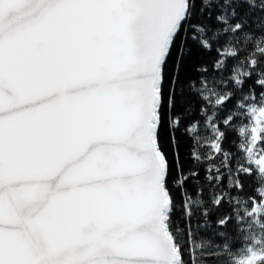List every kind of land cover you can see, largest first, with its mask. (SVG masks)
Wrapping results in <instances>:
<instances>
[{"label":"snow or ice","instance_id":"snow-or-ice-1","mask_svg":"<svg viewBox=\"0 0 264 264\" xmlns=\"http://www.w3.org/2000/svg\"><path fill=\"white\" fill-rule=\"evenodd\" d=\"M257 172L264 0H0V264H264Z\"/></svg>","mask_w":264,"mask_h":264},{"label":"trees","instance_id":"trees-1","mask_svg":"<svg viewBox=\"0 0 264 264\" xmlns=\"http://www.w3.org/2000/svg\"><path fill=\"white\" fill-rule=\"evenodd\" d=\"M230 139H232V137L230 136ZM192 141L185 137V138H182V141H181V149H180V153H181V159L183 160L184 159V156H185V153L187 151V147L189 144H191ZM226 147H228V143L226 142L225 144ZM187 163H190V162H186V166H187ZM201 177H203V169L201 168ZM244 184H245V189H244V193L245 195H248V196H251L252 194H258L261 190H264V183H261L259 180H258V172H257V175H249V176H246L244 177ZM205 196L207 197V189L205 190ZM177 200H179V196L176 197ZM242 211V208L239 209ZM228 211V208L227 206L221 208L219 210L218 213H215L213 214L212 216V220L215 221L216 217L218 215H221L223 213H226ZM234 211H236L234 209ZM179 217V213H176L175 216H174V219L178 218ZM203 223V222H201ZM179 225L180 227H183L184 226V221L183 220H180L179 221ZM211 226H215V227H219L217 225H211ZM244 227V226H242ZM190 232L192 231V225L190 224L189 225V229H188ZM227 232L230 233L233 237L231 243L233 244V248H234V252H239L240 250V246L243 245V238L239 235V230L235 228V226L230 223L228 226H227ZM211 233L210 232H201L198 236H194L192 238V240L189 241L188 244L185 245V248L186 250H190V251H194L195 254L197 256L200 255V250L195 248V245L196 244H202L204 243V241H202L200 239L201 236H210ZM215 240L217 243H220V238L219 237H215ZM185 259L187 260L188 259V256L187 254L185 255ZM203 260H209V253L208 252H205L203 254V257H202ZM209 264H211L210 260H209Z\"/></svg>","mask_w":264,"mask_h":264}]
</instances>
